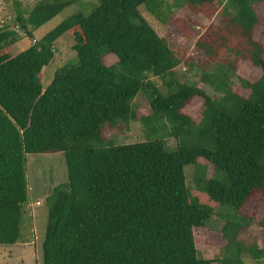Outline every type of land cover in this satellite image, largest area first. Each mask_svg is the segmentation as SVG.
I'll return each instance as SVG.
<instances>
[{
    "label": "trees",
    "instance_id": "obj_1",
    "mask_svg": "<svg viewBox=\"0 0 264 264\" xmlns=\"http://www.w3.org/2000/svg\"><path fill=\"white\" fill-rule=\"evenodd\" d=\"M77 1L39 0L29 11L13 2L19 29L33 41L16 55L7 47L17 35L0 30V245L19 241L26 155L62 153L67 181L46 198L42 264H211L198 256L193 235L211 213L190 202L185 168L200 159L211 164L222 179L206 180L204 193L235 210L264 193V54L253 39L254 5L262 0L226 4L262 72L253 84L239 79L247 98L232 91L222 70L202 74L218 98L176 79L181 60L139 10L163 0H97L88 15L76 13L34 40L35 30ZM213 1L182 0L197 10ZM65 34L75 61L43 87L42 72ZM106 55L117 62L107 66ZM139 92L152 115L166 120L176 150L162 139L120 145L104 139V125L134 116L131 101ZM194 97L203 100L198 123L182 112ZM142 122L156 131L149 117Z\"/></svg>",
    "mask_w": 264,
    "mask_h": 264
},
{
    "label": "rangeland",
    "instance_id": "obj_2",
    "mask_svg": "<svg viewBox=\"0 0 264 264\" xmlns=\"http://www.w3.org/2000/svg\"><path fill=\"white\" fill-rule=\"evenodd\" d=\"M20 2L29 11L39 0H0V30L14 32L16 42L7 47L10 55H16L33 41L26 37L15 21L13 2ZM228 0H214L207 9H191L182 0H163L157 7L142 5L139 10L159 37L163 38L181 60L175 69L180 83L196 84L212 98L220 97L213 87L204 81L203 73L222 70L228 73L232 91L247 98L250 90L239 79L253 84L261 77V69L253 65L239 28L229 21L232 11L226 7ZM98 6L97 0H78L63 9L57 16L34 31L38 40L68 17L82 13L88 15ZM258 22L253 28V39L262 47L264 54V0L254 5ZM71 35H63L54 44L55 56L42 72V85L46 87L58 68L74 62L76 53ZM264 56V55H263ZM107 66L117 59L112 55L103 58ZM168 79V78H167ZM151 80L165 92L161 79ZM133 117L107 123L102 129L105 140L116 145L162 139L168 150H176L178 142L168 137V124L164 118L156 119L142 92L131 101ZM203 100L194 97L183 114L195 123L201 120ZM149 117L155 132L143 124ZM199 166L185 168L186 184L191 203L207 209L211 216L204 227L194 228L193 235L199 257L211 264H264V193L254 194L239 210L211 201L204 193V182L222 179L213 166L200 159ZM26 179L28 200L22 207L19 241L10 246L0 245V264H42L41 245L47 224L46 198L53 189L67 181V171L62 153L26 155Z\"/></svg>",
    "mask_w": 264,
    "mask_h": 264
}]
</instances>
